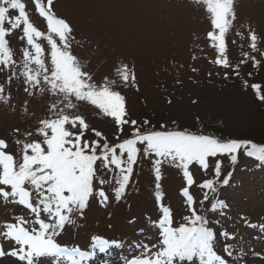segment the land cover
<instances>
[{
  "label": "rangeland",
  "instance_id": "374dc122",
  "mask_svg": "<svg viewBox=\"0 0 264 264\" xmlns=\"http://www.w3.org/2000/svg\"><path fill=\"white\" fill-rule=\"evenodd\" d=\"M22 2L35 26L47 35L46 21L39 16L34 0ZM233 6L236 19L225 34L228 68L215 63L220 54L208 39L213 31L211 18L205 6L194 0H53L52 10L72 27L71 51L93 81L98 85L105 77L117 81L115 90L125 97L126 119L136 121L141 132L186 131L221 141L263 145L264 100L258 99V92L264 95V0H234ZM10 14L16 15L13 10ZM253 31L258 37L256 51L250 46ZM8 39L16 66L0 67L5 97L0 101V139L7 142L6 151L19 161L24 143L42 141L37 129L41 120L52 117L50 105L63 104L60 97L47 91L41 94L25 82L22 53L29 46L23 32L16 29ZM38 42L50 67V45L43 39ZM122 64L134 70V83L124 85L119 80L116 69ZM254 85L259 86L258 92ZM73 114L83 116L89 125L83 137L89 142L101 139L93 129L101 132L110 146L132 137L131 124L124 125L121 132L112 118L92 105L80 103ZM145 120L149 123L144 124ZM137 147V163L119 200L115 199L116 170L105 169L97 162L94 194L83 218L77 217L75 225H66L56 237L60 245L88 254L83 264H130L132 259L151 255L139 246L147 245L154 252L152 246L159 245L161 204L170 208L174 227L188 224L191 212L182 194L188 188L196 201L197 214L205 218L204 226L214 233L215 250L226 264H264V162L248 157L243 149L235 164L227 155L210 157L207 171L194 162L189 171L195 182L190 187L183 170L165 162L160 166L157 189L156 157L146 155L144 145ZM217 160L222 161L219 178L215 177ZM229 173V185L224 186L222 181ZM206 180H216L217 187L216 193H208L207 201L206 190L200 187ZM0 188L10 191L6 186ZM101 189L108 195L106 206L98 195ZM157 191L161 200L156 198ZM217 201H223L226 207L213 211L211 205ZM21 218L28 221L26 227H38L30 210L0 197V233L5 224ZM41 219L47 221V215L42 213ZM97 237L109 241L106 250L94 243ZM0 244L5 250L15 246L3 236ZM0 264L18 262L8 257L0 259ZM40 264L70 261L49 257Z\"/></svg>",
  "mask_w": 264,
  "mask_h": 264
},
{
  "label": "snow or ice",
  "instance_id": "6c2138e0",
  "mask_svg": "<svg viewBox=\"0 0 264 264\" xmlns=\"http://www.w3.org/2000/svg\"><path fill=\"white\" fill-rule=\"evenodd\" d=\"M194 2L203 4L210 15L213 31L208 33V39L213 42L214 47H218L220 54L215 63L228 68L229 63L224 56L225 34L236 19L234 0ZM34 3L39 16L46 21L47 35L35 26L22 0H0V67L16 66L8 37L14 30L20 29L29 46L22 53V75L25 82L41 94L47 91L60 97L59 103L63 107L56 103L50 105L52 117L41 120L37 129L42 141L24 143L21 160L17 161L7 152V142L0 139V185L10 188V191L0 188V197L6 202L16 203L30 210L35 216V225H38L28 228L25 226L28 221L23 218L16 223L5 224V230L0 236L15 246L11 250H5L3 244H0V259L11 257L18 264H40L44 258L66 257L70 264H83L88 254L79 248L69 249L60 245L56 237L62 234L66 225H75L77 217L83 218L89 199L94 194L98 161L105 169L116 170L115 182L118 187L115 189V199H121L140 154L138 144L145 146L146 155L156 157L153 164L157 189L161 179L160 166L165 162L183 170L189 187L195 182L189 171L194 162L207 171L210 157L227 155L231 163L235 164L242 149L248 157L264 162V145L251 141H221L214 136L186 131L141 132L136 127V121L126 119L128 113L125 97L115 90L117 81L105 77L103 83L98 85L93 81L91 73L84 70L85 65L72 53V27L65 19L56 16L52 10L53 0H47L46 4L43 0H34ZM10 10L16 15H11ZM42 39L50 45V67L45 61L44 48L38 42ZM257 40L256 33L250 32L253 51L257 50ZM116 75L124 85L134 83L136 79L134 70L127 64L120 65L116 69ZM253 87L258 92L259 86ZM3 92L4 89L0 86V101L5 100ZM258 99L264 100V95H259L258 92ZM80 103L92 105L103 115L112 118L121 132L124 125L131 124L132 137L110 146L107 138L93 129L95 136L101 139L91 142L85 140L84 132L89 125L83 116L73 114ZM147 123L149 122L145 120L144 124ZM77 128L79 131H72ZM15 131L19 132V129ZM221 164L222 161H216V178L221 175ZM230 179L231 173L222 184L228 186ZM100 183L103 184L104 181L101 180ZM200 187L206 190L205 201L208 200L209 192H217L216 180H206ZM182 194L191 212V216L187 218L188 224L174 227L170 208L161 204L163 216L158 222L159 245L152 246L156 249L154 252L147 245H140L145 253L151 255L132 259L130 264H193L196 260L199 264H226L225 259L216 252L215 235L204 226L205 218L197 214L196 201L188 188ZM98 195L106 206L108 195L103 189ZM156 198L162 199L159 191ZM217 207H226V204L217 201L211 205L213 211ZM42 213L47 215V221L41 219ZM261 227L264 228V225ZM224 235L228 236V233ZM94 243L102 251L109 246V241L99 237L95 238Z\"/></svg>",
  "mask_w": 264,
  "mask_h": 264
},
{
  "label": "trees",
  "instance_id": "16d2710c",
  "mask_svg": "<svg viewBox=\"0 0 264 264\" xmlns=\"http://www.w3.org/2000/svg\"><path fill=\"white\" fill-rule=\"evenodd\" d=\"M197 135H202V134H197ZM264 145V144H263Z\"/></svg>",
  "mask_w": 264,
  "mask_h": 264
}]
</instances>
